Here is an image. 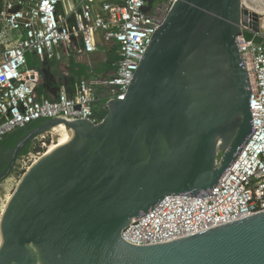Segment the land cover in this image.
Instances as JSON below:
<instances>
[{
	"label": "water",
	"instance_id": "water-1",
	"mask_svg": "<svg viewBox=\"0 0 264 264\" xmlns=\"http://www.w3.org/2000/svg\"><path fill=\"white\" fill-rule=\"evenodd\" d=\"M248 15L242 0H177L101 122L50 119L0 143L1 183L39 136L61 123L73 133L11 195L0 264H264V211L167 243L122 238L166 196L209 192L248 141L252 90L238 44Z\"/></svg>",
	"mask_w": 264,
	"mask_h": 264
},
{
	"label": "built area",
	"instance_id": "built-area-1",
	"mask_svg": "<svg viewBox=\"0 0 264 264\" xmlns=\"http://www.w3.org/2000/svg\"><path fill=\"white\" fill-rule=\"evenodd\" d=\"M176 1L3 0L0 143L10 133L38 121L101 122L96 105L108 110L111 102L126 98L154 34ZM242 7L249 12L238 44L251 83V135L214 188L201 196H166L123 229L127 243H167L264 211V0H242ZM114 49L118 55L115 69L92 70L75 81L71 93L62 85L55 98L39 96L41 76L38 68L29 65V54L42 62H84L103 53L105 63ZM52 130L39 136L40 148L22 155L17 166L24 163L27 171L44 155Z\"/></svg>",
	"mask_w": 264,
	"mask_h": 264
},
{
	"label": "crops",
	"instance_id": "crops-1",
	"mask_svg": "<svg viewBox=\"0 0 264 264\" xmlns=\"http://www.w3.org/2000/svg\"><path fill=\"white\" fill-rule=\"evenodd\" d=\"M104 54L100 53L99 58L96 59L97 55L92 56L91 58L84 59V62H78L74 59H71L70 61L68 59H64V61L56 62H42L39 61L35 56L32 54L28 55V62L30 66H34L39 69L40 76H41V83L39 85L40 91L39 96L45 97V98H55L58 95L59 90L61 89L62 85H65L68 89V91L71 93L73 91L74 85H71V80L73 77H71V62L75 61L78 63H82L87 65L89 73L94 70L96 67L100 66L102 63L101 60L104 58H101ZM105 56V55H104ZM101 61L99 65L97 61ZM91 64L93 66H91ZM69 74L70 76L66 75ZM87 77V76H86ZM96 105V110L97 106Z\"/></svg>",
	"mask_w": 264,
	"mask_h": 264
},
{
	"label": "trees",
	"instance_id": "trees-1",
	"mask_svg": "<svg viewBox=\"0 0 264 264\" xmlns=\"http://www.w3.org/2000/svg\"><path fill=\"white\" fill-rule=\"evenodd\" d=\"M115 51H116L115 49L111 51L107 62L102 63L100 66H98L94 69L95 73L106 72V71L113 70L116 68L114 63L118 60V55ZM70 70H71V74H72L71 77H73V79L71 80L72 81L71 85H74L73 88H75V81L77 79H80L84 76L86 77V76L90 75L87 65L82 64V63H78L75 61L71 62ZM38 90L40 91V87L38 88ZM39 91H38V93H39ZM97 108L101 109V113L98 114L97 110L95 112L96 115L98 116V119L101 121L107 115L108 110L102 108L100 104L97 106ZM42 122L43 121H38V122L34 123L33 125H39ZM24 133H25L24 130H18V131H14V132L10 133L9 135L5 136L1 140L2 146L8 147V148L14 146L18 142L20 137H22V135H24ZM48 142H50V141H48ZM32 146H33V143H30L24 149V151L22 152V155L28 154L30 152ZM36 150H38V148Z\"/></svg>",
	"mask_w": 264,
	"mask_h": 264
},
{
	"label": "rangeland",
	"instance_id": "rangeland-1",
	"mask_svg": "<svg viewBox=\"0 0 264 264\" xmlns=\"http://www.w3.org/2000/svg\"><path fill=\"white\" fill-rule=\"evenodd\" d=\"M99 55L100 54H98L96 56V59L99 58ZM104 57H105L104 55L101 56V58H104ZM97 62H98V63H96L97 65H99V63H101V61H99V60ZM97 113L98 114L101 113V109L97 108ZM58 139H59V133L52 130L47 135V148L45 150H42V154L45 153V151L48 149L49 145H51L54 142H57ZM48 141H50V142H48ZM40 145H42L41 142L33 143V146L31 147L30 151H34L36 148H40ZM28 163H29V161H28ZM25 168L26 167L24 166V163H21L19 166H17V168L14 170V172L12 173V175L9 178L5 179L4 181H2L0 183V214L3 215V213L7 207V203L11 198V195L14 193L20 179L23 177L25 172H27L25 170Z\"/></svg>",
	"mask_w": 264,
	"mask_h": 264
},
{
	"label": "bare ground",
	"instance_id": "bare-ground-1",
	"mask_svg": "<svg viewBox=\"0 0 264 264\" xmlns=\"http://www.w3.org/2000/svg\"><path fill=\"white\" fill-rule=\"evenodd\" d=\"M53 131H56L57 133H59V139L57 142H54L51 145H49L48 149L45 151L44 154L51 153L57 147L69 143L73 138V133L69 130L68 126L64 123L56 125L53 128ZM36 160H38V159H36ZM3 215H4V213H3ZM3 215L0 214V217H3ZM2 241H3L2 233L0 232V247H1Z\"/></svg>",
	"mask_w": 264,
	"mask_h": 264
},
{
	"label": "flooded vegetation",
	"instance_id": "flooded-vegetation-1",
	"mask_svg": "<svg viewBox=\"0 0 264 264\" xmlns=\"http://www.w3.org/2000/svg\"><path fill=\"white\" fill-rule=\"evenodd\" d=\"M34 126H36V125H33V124H32V127H34ZM7 148H8V147H7Z\"/></svg>",
	"mask_w": 264,
	"mask_h": 264
}]
</instances>
